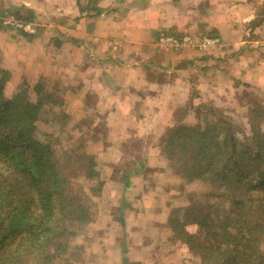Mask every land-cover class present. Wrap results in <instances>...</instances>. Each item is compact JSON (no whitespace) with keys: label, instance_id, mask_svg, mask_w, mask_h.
<instances>
[{"label":"crops","instance_id":"0c3cea01","mask_svg":"<svg viewBox=\"0 0 264 264\" xmlns=\"http://www.w3.org/2000/svg\"><path fill=\"white\" fill-rule=\"evenodd\" d=\"M97 7L96 13L81 11L76 0H0V50L13 68L42 77L48 89L58 86L67 103L75 100L66 113L87 132L86 149L101 179L121 185L109 212L97 213L90 226L104 229L106 263L183 264V251L167 243L168 215L184 206L174 189L181 179L169 169L160 139L193 93L222 86L264 97V25L245 39L255 15L238 12L236 0H99ZM13 10L32 17L33 36L1 25L2 15ZM165 35L194 42L166 48L160 43ZM203 38L217 42L201 49ZM241 105L237 111L248 113L249 105ZM99 129L103 136L94 141ZM139 143L141 160L133 151ZM155 237L161 243L153 245Z\"/></svg>","mask_w":264,"mask_h":264},{"label":"trees","instance_id":"16d2710c","mask_svg":"<svg viewBox=\"0 0 264 264\" xmlns=\"http://www.w3.org/2000/svg\"><path fill=\"white\" fill-rule=\"evenodd\" d=\"M98 1L76 4L97 13ZM236 5L238 12L254 13L244 28V38H253L264 22V0ZM9 82L0 60V264H85L90 239L77 245L76 238L95 221L91 195L98 196L104 184L86 149L87 132L75 126V147L65 148L59 160L58 138L47 133L39 139L36 123L44 108H61L63 99L42 77L32 85L23 81L12 93ZM249 97L250 135L221 109L190 101L160 139L171 172L184 183L203 185L167 218L169 239L186 247L193 264H264V106L258 96ZM60 111L64 124L68 116ZM80 178L90 184L91 195L77 186Z\"/></svg>","mask_w":264,"mask_h":264},{"label":"rangeland","instance_id":"374dc122","mask_svg":"<svg viewBox=\"0 0 264 264\" xmlns=\"http://www.w3.org/2000/svg\"><path fill=\"white\" fill-rule=\"evenodd\" d=\"M4 15L5 14H3L2 17ZM2 17H1V21H2ZM1 25L4 27L6 26L2 22H1ZM262 25H264V22L259 27L261 28ZM6 27H9V26H6ZM19 35H21L22 37H27L25 34H23V33L21 34V32ZM31 36H33V35H31ZM257 39H259V37H257ZM261 45H263V44H261ZM6 57L4 55V52H2L0 50V60L2 61L3 67L5 65L4 68L9 73V81L10 82L8 84V87H9L10 93L14 92V90L18 87V85L21 84L23 81H27V83L32 85L33 83H35L38 80V78H39L38 76H32V75L30 76L29 73H25L24 68L23 69H21L20 67L13 68L11 65V62H9V60H8L9 58L8 57L6 58ZM45 82H47V81H45ZM47 84H48V82H47ZM48 86H49V84H48ZM57 87L58 86H56V88H55V86H54V89H51V91L55 93L56 98H58V96H59L60 99H63L64 103L61 106V108H59V106H55V107L52 106L51 108L46 107L42 110L40 118H39L38 122L36 123V136L41 140L45 138V134H47V133H51L55 137H57L58 143L56 144L55 149H56L57 158L59 160H61L63 155H64V149L65 148H67L70 145H72V146L74 145L73 147H75V138H77L78 132L75 131V115L74 114L72 115V113L71 114L66 113L68 116L66 123H64V124L60 123V120L62 118L61 116H59V113L61 112L60 110L64 109L65 112L67 109H68V111L74 110L75 109V100H69L71 102L67 103L68 99L65 100L62 97L61 90L58 89ZM231 92H232V90H231ZM231 92L228 93V91L226 89H223L222 86H218V90H216V92L205 93L203 96H200L198 93H193V96L191 99H192V103L194 104V106L200 105L202 103H208L210 105L215 106L216 108L221 109L222 111H224L225 114L230 115L234 119L235 123L242 129V131L245 134L250 135V126L248 123V113L243 111V109H239L240 112L237 110L239 108L238 106H242L241 104H243V103H245V106L249 105V107H250L252 99H251V97L247 96L248 94H246L244 92L240 93L239 95H237L235 93V91L232 92V93H234V95L231 94ZM197 95H198V97H197ZM250 95H252V94L250 93ZM259 98L261 100L262 105L264 106V100H262V99H264V97L259 96ZM244 109H246V108H244ZM178 111H179V109H177L176 113H178ZM190 115H192V114H190ZM262 126L264 128V122H263ZM152 134L155 135V134H157V132H152ZM93 136L95 137L94 141H100L101 136H103V133L99 129V131L94 133ZM150 137H148V138H150ZM103 139L105 140V138H103ZM150 139H152V137ZM137 141L140 142L139 140H137ZM140 146H141V144L139 143L138 147L134 148V150H133L135 153L140 152L137 155V159H140V157H142V155H141L142 151L140 149ZM128 159H129V157L127 156L125 158V160L120 164V166L122 167V166L126 165V162ZM80 182L81 183L77 184V186L83 187L87 191V193L89 195H91V193H89L90 184L82 181L81 178H80ZM103 182H104V184H102V186H101L100 194L98 196H92L91 195V198L96 205L98 214L100 212L101 216L103 213L109 212L107 210L108 206L111 205L116 198L120 197V191L119 190H120V186H121V185H118V187L113 186V182L110 180H106V182H105V179H104ZM182 182H183V180L181 179V185L183 184V187H179V188L174 187V189L178 193L177 199L178 200L180 199L179 203H182V204H184V206H186L188 204V194L191 192L201 191L203 188V185L199 182H191V183H184V182L182 183ZM92 183L96 184V181H92ZM72 185L75 187V181ZM170 191H171V189H170ZM110 211L116 217L121 216V212L118 210H114V209L112 210L111 209ZM153 229L154 228H152V230ZM103 230L102 229H96V228L91 229V227L89 226L83 235H80L76 238V244L77 245L78 244H84V238L85 237L90 239V241L85 240V244H86L85 249H83L84 251L82 250L85 257H86V263L85 264H87V262H88V264H107L106 259L103 258L105 251L102 252L104 249V244L102 243V239L104 237ZM153 233H156V232L153 230ZM108 236L109 237L105 239V244L112 240L111 236L110 235H108ZM107 239H108V242H107ZM125 241L127 242L126 237H125ZM117 242H118V240H117ZM152 242H153V245L156 243H159V242L161 243L160 239H157V237L153 238ZM165 242H163V243L164 244L168 243L171 247L173 246L172 244H174L177 246L176 248L178 250L183 251L182 252V253H184V257L182 258L183 264H193V261H192L193 257H192V255H190V253H188L186 251V247L184 245H182V244L180 245V243H175L173 241L171 242L169 239H168L167 243H165ZM168 244H167V247H169ZM181 247H182V249H180ZM165 248H166V246H165ZM114 256H115V253L113 254V256L111 258L113 261L115 260ZM108 262H109V260H108Z\"/></svg>","mask_w":264,"mask_h":264},{"label":"built area","instance_id":"2783aa9c","mask_svg":"<svg viewBox=\"0 0 264 264\" xmlns=\"http://www.w3.org/2000/svg\"><path fill=\"white\" fill-rule=\"evenodd\" d=\"M2 23L6 26L15 28L21 32L26 34H35L37 32L36 24L31 20H26L22 18H18L14 14L7 13L2 17ZM194 42V38L190 36H184L182 38H177L170 35H165L160 38V43L166 48L169 47H183L187 45H191ZM217 40L211 38H203L199 43V48L207 49L215 45Z\"/></svg>","mask_w":264,"mask_h":264}]
</instances>
